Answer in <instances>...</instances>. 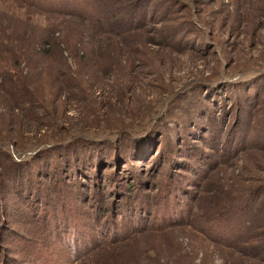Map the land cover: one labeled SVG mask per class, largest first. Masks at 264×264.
<instances>
[{"label": "rangeland", "instance_id": "rangeland-1", "mask_svg": "<svg viewBox=\"0 0 264 264\" xmlns=\"http://www.w3.org/2000/svg\"><path fill=\"white\" fill-rule=\"evenodd\" d=\"M0 264H264V0H0Z\"/></svg>", "mask_w": 264, "mask_h": 264}]
</instances>
